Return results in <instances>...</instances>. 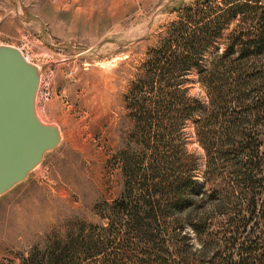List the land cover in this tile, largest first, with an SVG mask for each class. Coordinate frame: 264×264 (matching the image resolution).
<instances>
[{
  "label": "trees",
  "instance_id": "16d2710c",
  "mask_svg": "<svg viewBox=\"0 0 264 264\" xmlns=\"http://www.w3.org/2000/svg\"><path fill=\"white\" fill-rule=\"evenodd\" d=\"M213 1L179 7L131 81L126 106L141 151L123 160L122 193L98 213L105 225L51 234L17 264H264V24L230 27L238 3ZM226 29L225 47L204 66ZM194 71L207 96L195 123L201 180L198 157L185 146L186 121L204 106L189 91ZM183 210L202 250L173 217Z\"/></svg>",
  "mask_w": 264,
  "mask_h": 264
},
{
  "label": "rangeland",
  "instance_id": "374dc122",
  "mask_svg": "<svg viewBox=\"0 0 264 264\" xmlns=\"http://www.w3.org/2000/svg\"><path fill=\"white\" fill-rule=\"evenodd\" d=\"M190 1L0 0V43L20 47L40 66L36 109L45 121L56 122L62 134L60 144L45 153L40 165L0 196V264H17L20 255L42 247L51 234L82 233L81 228L89 233L105 225L98 213L122 193L123 160L130 151H141L126 106L128 88L141 77L148 47L157 43L177 9ZM223 1L213 4L222 8ZM234 2L238 6L230 27L264 24L260 17L264 0ZM227 31L206 51L204 66L225 47ZM190 77L189 91L204 106L186 121L185 146L198 157L201 180L205 152L195 123L207 96L196 80L197 71ZM261 139L264 154V134ZM199 196L195 194L194 200ZM208 204L200 207L194 201L193 207L208 217L220 216ZM184 213L173 217L181 218L196 247L199 242ZM168 233H173L170 227Z\"/></svg>",
  "mask_w": 264,
  "mask_h": 264
},
{
  "label": "water",
  "instance_id": "95a60500",
  "mask_svg": "<svg viewBox=\"0 0 264 264\" xmlns=\"http://www.w3.org/2000/svg\"><path fill=\"white\" fill-rule=\"evenodd\" d=\"M41 68L23 50L0 43V196L24 181L61 141L56 122L36 109Z\"/></svg>",
  "mask_w": 264,
  "mask_h": 264
},
{
  "label": "clouds",
  "instance_id": "9594fccd",
  "mask_svg": "<svg viewBox=\"0 0 264 264\" xmlns=\"http://www.w3.org/2000/svg\"><path fill=\"white\" fill-rule=\"evenodd\" d=\"M202 248H203L202 245H200V244H197V245H196V250H202Z\"/></svg>",
  "mask_w": 264,
  "mask_h": 264
},
{
  "label": "built area",
  "instance_id": "2783aa9c",
  "mask_svg": "<svg viewBox=\"0 0 264 264\" xmlns=\"http://www.w3.org/2000/svg\"><path fill=\"white\" fill-rule=\"evenodd\" d=\"M45 96H46V97L49 96V91L46 92Z\"/></svg>",
  "mask_w": 264,
  "mask_h": 264
}]
</instances>
